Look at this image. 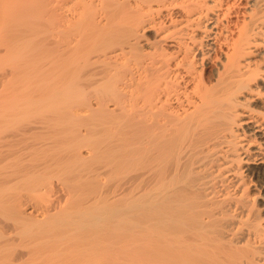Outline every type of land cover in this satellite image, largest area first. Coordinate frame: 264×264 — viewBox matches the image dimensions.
<instances>
[{"label":"bare ground","instance_id":"1","mask_svg":"<svg viewBox=\"0 0 264 264\" xmlns=\"http://www.w3.org/2000/svg\"><path fill=\"white\" fill-rule=\"evenodd\" d=\"M15 238L0 264H264V0H0Z\"/></svg>","mask_w":264,"mask_h":264},{"label":"rangeland","instance_id":"2","mask_svg":"<svg viewBox=\"0 0 264 264\" xmlns=\"http://www.w3.org/2000/svg\"><path fill=\"white\" fill-rule=\"evenodd\" d=\"M30 203H32L33 201H29ZM25 211L27 212V213H34L35 214V208L31 205V204H28L26 207H25ZM21 244H23V240H21L20 238H15V241H14V243L13 244H10V245H8L7 246V248L6 247H2V248H0V251H2L4 254L2 255V256H0V260H3V259H5L8 255H9V251L8 250H11L12 248H15V250L18 252H20V245ZM12 250H14V249H12ZM1 252V253H2ZM0 253V254H1ZM15 254H17V253H15ZM14 257V256H13ZM33 261H35V259L34 258H26L25 260H24V262L22 261L21 263H17V264H31Z\"/></svg>","mask_w":264,"mask_h":264}]
</instances>
